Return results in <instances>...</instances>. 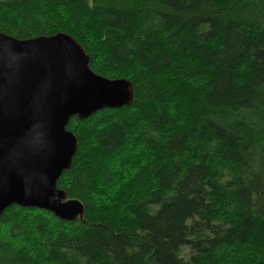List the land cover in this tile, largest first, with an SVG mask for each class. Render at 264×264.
I'll return each instance as SVG.
<instances>
[{"label":"trees","instance_id":"obj_1","mask_svg":"<svg viewBox=\"0 0 264 264\" xmlns=\"http://www.w3.org/2000/svg\"><path fill=\"white\" fill-rule=\"evenodd\" d=\"M0 32L134 88L67 124L82 218L10 206L0 264H264V0H0Z\"/></svg>","mask_w":264,"mask_h":264},{"label":"water","instance_id":"obj_2","mask_svg":"<svg viewBox=\"0 0 264 264\" xmlns=\"http://www.w3.org/2000/svg\"><path fill=\"white\" fill-rule=\"evenodd\" d=\"M133 98L129 80L92 72L67 34L22 40L0 32V215L19 206L81 219L82 204L56 186L78 146L67 124Z\"/></svg>","mask_w":264,"mask_h":264},{"label":"rangeland","instance_id":"obj_3","mask_svg":"<svg viewBox=\"0 0 264 264\" xmlns=\"http://www.w3.org/2000/svg\"><path fill=\"white\" fill-rule=\"evenodd\" d=\"M185 253H187V252H185Z\"/></svg>","mask_w":264,"mask_h":264}]
</instances>
